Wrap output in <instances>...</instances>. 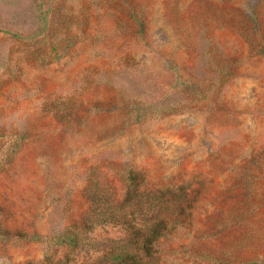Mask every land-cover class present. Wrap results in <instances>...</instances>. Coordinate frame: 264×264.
<instances>
[{
  "label": "rangeland",
  "instance_id": "1",
  "mask_svg": "<svg viewBox=\"0 0 264 264\" xmlns=\"http://www.w3.org/2000/svg\"><path fill=\"white\" fill-rule=\"evenodd\" d=\"M125 164L212 181L160 264H264V0H0V264H93L122 226L42 237Z\"/></svg>",
  "mask_w": 264,
  "mask_h": 264
},
{
  "label": "trees",
  "instance_id": "2",
  "mask_svg": "<svg viewBox=\"0 0 264 264\" xmlns=\"http://www.w3.org/2000/svg\"><path fill=\"white\" fill-rule=\"evenodd\" d=\"M91 166L82 196L87 203L77 220L54 226L42 237L54 248L71 250L84 242L95 225L116 224L126 236L101 254L93 264H160L162 242L178 230L191 228L203 198L211 190L212 181L201 174L179 177L174 181H154L146 171L131 164L122 166L121 190L111 181H100ZM27 239H36V234ZM69 253L55 257L45 252L36 261L20 264H68Z\"/></svg>",
  "mask_w": 264,
  "mask_h": 264
}]
</instances>
